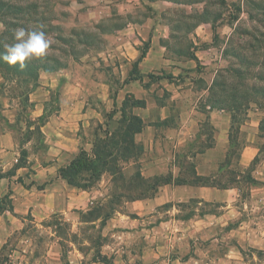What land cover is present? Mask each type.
Listing matches in <instances>:
<instances>
[{
	"label": "crops",
	"instance_id": "1",
	"mask_svg": "<svg viewBox=\"0 0 264 264\" xmlns=\"http://www.w3.org/2000/svg\"><path fill=\"white\" fill-rule=\"evenodd\" d=\"M224 1L229 10L243 4ZM105 2L104 9H119L121 24L92 58L93 90L82 87L76 70L43 71L32 94L39 128L30 126L24 139L11 104L0 100V250L26 222L53 216L75 239L56 238L60 253L69 244V264H204L188 254L216 230L264 234V113L227 111L207 99L211 84L194 85L198 65L219 55L215 39L224 40L220 54L227 56L240 13L234 20L221 11L212 21L211 8H225L218 0ZM55 91V110L44 116L45 96ZM108 92L118 98L108 101ZM109 111L111 118L103 116ZM130 120L136 128L128 131L129 152L121 149L119 193L118 176L108 171L87 190L59 176L81 149L91 150L94 125L111 137L117 128L127 132ZM97 207L110 210L104 222L85 220ZM83 225L96 230L97 246L82 237Z\"/></svg>",
	"mask_w": 264,
	"mask_h": 264
},
{
	"label": "rangeland",
	"instance_id": "2",
	"mask_svg": "<svg viewBox=\"0 0 264 264\" xmlns=\"http://www.w3.org/2000/svg\"><path fill=\"white\" fill-rule=\"evenodd\" d=\"M239 2L240 4L243 3L240 5L243 12L239 15L238 25L240 29H252L257 24L247 18V11L250 7L243 0L242 2L238 0L235 3ZM10 3L15 7L24 6L26 8L25 12L16 14V11L12 13V11L2 9L1 12L5 17L3 19L16 23V28L22 25L24 28L43 25V30L53 40L45 56L49 60L31 61L35 62L34 68L31 67L27 72L22 73L15 66L10 67L6 63H0V100H7L11 104L12 112L16 115L15 130L21 139H24L30 126H35L36 130L39 128V124H35L32 121V109L35 103L33 101L35 98L32 94L39 88V76L43 72L38 66L46 65L52 71L58 69L76 70L80 74L82 87L85 86L84 89L89 91L93 90L92 82L94 81L92 77L95 76V72L92 71L94 69V60L92 58L106 49L108 46L107 39L113 34L115 28L121 24V21L118 14L119 9L110 4H107L110 7L109 9H104V5L107 3H104V0H11ZM211 9L213 10L211 20L214 22L221 11L227 19L233 15L228 7L218 10V7L215 6ZM200 19L205 20V18ZM0 25H2L1 22ZM13 30L4 39V44L14 43ZM2 31H4V28L0 30V34ZM241 39L243 38L234 36L235 41ZM223 46L224 40L220 38L214 40V47L219 50V55L213 61H210L205 68L198 65L197 69L201 76L195 80V89L202 90L204 86H210L211 84L214 89L212 93L208 92L207 99L215 101L221 94L220 88L219 91L216 90L217 82L224 83V92L226 94L229 91V86H234L235 90L238 91H236L237 94L241 95V93L246 92V97L239 98V102H237L240 103L237 104L240 112L245 109H257L264 113V96L251 90V85L256 88L264 86V81L257 79V77L255 79L259 72L264 74V68L260 65L264 50L240 52V49L236 48L233 43L231 45L233 51L227 48L225 52L231 51V53L225 57L220 54ZM239 54L245 59L248 58V61H242L241 57L238 56ZM51 57L55 61H52ZM97 62L100 63L99 61ZM240 68L243 69L242 72L246 77L244 81L232 75L233 69ZM115 82L116 85L112 87V91L119 87L120 82ZM45 98H47L45 101H47L48 107L44 109V116L55 110L59 94L55 91L47 97L45 96ZM117 98L113 97L111 92L107 93L108 101ZM36 99L39 98L37 97ZM221 106L225 110L235 108L232 107L229 100H225L223 104L221 103ZM109 113L111 112H104L103 116L105 114L109 115ZM92 129L97 132V137L102 136V132L106 131L103 126L94 125ZM36 130L34 131L36 132ZM261 136L264 137V123ZM116 152L117 154L111 161L117 160V169L119 170L120 146H118ZM114 183V190L119 193L121 187L120 176L114 179ZM210 209L213 210V208ZM104 211L108 212L110 210L104 209ZM258 223L259 221L255 222V224ZM91 228L88 225H83L82 231H84L85 235L82 237L87 238L93 246H97L99 238L96 230ZM69 234L70 236H68ZM212 234L208 240L200 239L201 244H203L199 246L200 252L190 251L188 256L199 258L200 255L204 264H264V234L233 236L229 230H225L224 233L216 230ZM57 236L65 240H75L68 226L63 224L58 216H53L41 224L26 222L21 230L13 234L3 249L0 250V264H69V261L72 260V255L68 252L70 249L69 244L63 243V248H61L63 253L61 252V254L56 243ZM84 247V250H86L89 246L85 244ZM78 264L88 263H86V260H80Z\"/></svg>",
	"mask_w": 264,
	"mask_h": 264
},
{
	"label": "trees",
	"instance_id": "3",
	"mask_svg": "<svg viewBox=\"0 0 264 264\" xmlns=\"http://www.w3.org/2000/svg\"><path fill=\"white\" fill-rule=\"evenodd\" d=\"M11 0H0V22L4 26V31L0 34V54L3 53V45H4V39L9 36L10 32L14 28L17 27L16 23H13V21H7L4 17V14L1 12L2 9H5L7 11H16L15 13L18 14L20 12H25L24 6L21 5V7H15L10 3ZM218 2L222 6H226V2L224 0H218ZM245 2L248 4L250 9L247 11V18L251 22H254L257 24L252 29H240V26L237 25L235 27V30L231 37H229L228 40V46L225 50L230 49L233 51L232 44L234 43V46L236 48L240 49L241 51H256V50H264V0H245ZM214 3V1H213ZM231 11L233 15H231L230 19L237 20L238 14L243 12L242 7L240 6H232ZM206 12V11H204ZM207 15V13H204ZM203 14V15H204ZM17 18V17H15ZM23 27V25L21 26ZM234 36H238V38H243L239 41L234 40ZM231 51H226L227 54H230ZM233 53V52H232ZM241 57L242 55H238ZM52 61H55L54 58H52ZM42 60H49L47 57H43ZM241 60L248 61V58L241 57ZM41 61V59H40ZM244 61V62H245ZM0 63L5 64L4 62L0 61ZM35 65V62H29L26 63V66L24 69H20V71L27 72L31 67ZM264 68V56L262 57V62L260 64ZM16 69H19L18 66H15ZM48 67V66H47ZM46 65H40L38 68L44 72H51L52 69H48ZM34 68V67H33ZM36 68V67H35ZM243 69H233L232 75L239 80L244 81L245 80V74H243ZM244 76V77H243ZM261 79L264 81V74L260 73L258 76H255V79ZM251 90L256 91L259 94H262L264 96V86H261L259 88L254 87L251 85ZM221 94L219 95L218 99L215 101H212L213 103H218L221 105L225 100H229L232 107L230 112H239V106H237V103L239 102L238 99H242L243 97H246V92L241 93V95L237 94L234 88V86H229V91L226 94L224 92V83L217 82L216 83V90L219 91ZM214 89L213 86H210L208 89V92L212 93V90ZM238 92V91H237ZM255 92V93H256ZM262 96V97H263ZM114 112L112 111L109 113V118L113 116ZM122 121H120L121 123ZM136 128V123L133 120H130L127 132H123L120 134L118 131L121 130V128H117L115 130V133L108 137V131L102 132V136L97 137V132L95 131V139L92 143L91 150L85 151L81 149L78 154L69 162V164L66 167L60 168L58 170L59 176L66 180L67 183L71 186L80 188L82 190H87L93 187L101 178V176L105 172H111L115 176H120V169H117L118 162L117 160L112 162L111 160L114 158V154H117L116 150L118 146H120V158H121V149L125 150V152H129L130 146H131V140L130 135L128 134V131H133ZM118 135V136H117ZM125 145V146H124ZM124 146V147H122ZM124 152V153H125ZM23 159L21 158L20 164H22ZM120 168V167H119ZM109 216V212H103L102 208H94L90 212H87V214L84 215L85 220H90L91 218H102V223L104 220ZM94 259H98L102 262H107L104 257H101L98 253L95 254Z\"/></svg>",
	"mask_w": 264,
	"mask_h": 264
},
{
	"label": "clouds",
	"instance_id": "4",
	"mask_svg": "<svg viewBox=\"0 0 264 264\" xmlns=\"http://www.w3.org/2000/svg\"><path fill=\"white\" fill-rule=\"evenodd\" d=\"M43 25L33 28L18 27L13 30L12 44L3 45L0 61L10 67L18 66L24 69L27 62L45 57L53 43L52 38L43 30ZM4 26L0 25V30Z\"/></svg>",
	"mask_w": 264,
	"mask_h": 264
}]
</instances>
